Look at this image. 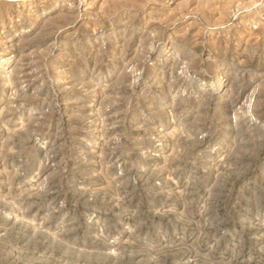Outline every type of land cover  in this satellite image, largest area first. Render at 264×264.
I'll use <instances>...</instances> for the list:
<instances>
[{
	"label": "rangeland",
	"instance_id": "rangeland-1",
	"mask_svg": "<svg viewBox=\"0 0 264 264\" xmlns=\"http://www.w3.org/2000/svg\"><path fill=\"white\" fill-rule=\"evenodd\" d=\"M0 264H264V0H0Z\"/></svg>",
	"mask_w": 264,
	"mask_h": 264
},
{
	"label": "bare ground",
	"instance_id": "bare-ground-1",
	"mask_svg": "<svg viewBox=\"0 0 264 264\" xmlns=\"http://www.w3.org/2000/svg\"><path fill=\"white\" fill-rule=\"evenodd\" d=\"M234 1V0H233ZM226 2H228V1H226ZM230 2V1H229ZM231 3V2H230ZM225 4H227V3H225ZM229 5V4H228ZM227 5V6H228ZM214 7V6H213ZM205 8V7H204ZM209 8V7H208ZM226 8V7H225ZM189 9V8H188ZM200 9V8H199ZM226 9H228V7L226 8ZM236 9V8H235ZM187 10V9H186ZM197 10V9H196ZM224 10V9H223ZM200 11V10H199ZM205 11V10H204ZM227 11V10H226ZM229 11V10H228ZM209 12V11H208ZM201 13V12H200ZM214 13V12H213ZM219 13H220V11H219ZM176 14V13H175ZM199 14V13H198ZM200 15V14H199ZM213 15V14H212ZM175 16V15H174ZM204 17V16H203ZM223 17V16H222ZM181 19V18H180ZM258 26V25H257Z\"/></svg>",
	"mask_w": 264,
	"mask_h": 264
}]
</instances>
